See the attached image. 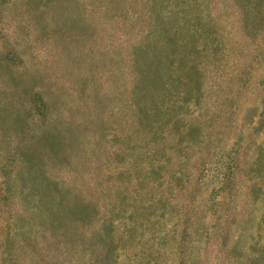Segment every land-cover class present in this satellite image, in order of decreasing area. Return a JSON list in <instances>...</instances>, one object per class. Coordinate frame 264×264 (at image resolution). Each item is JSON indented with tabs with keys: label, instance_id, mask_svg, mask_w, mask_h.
<instances>
[{
	"label": "rangeland",
	"instance_id": "374dc122",
	"mask_svg": "<svg viewBox=\"0 0 264 264\" xmlns=\"http://www.w3.org/2000/svg\"><path fill=\"white\" fill-rule=\"evenodd\" d=\"M0 264H264V0H0Z\"/></svg>",
	"mask_w": 264,
	"mask_h": 264
},
{
	"label": "trees",
	"instance_id": "16d2710c",
	"mask_svg": "<svg viewBox=\"0 0 264 264\" xmlns=\"http://www.w3.org/2000/svg\"><path fill=\"white\" fill-rule=\"evenodd\" d=\"M176 13H177V12H176ZM164 18H166V17H165V16H163V19H164ZM161 21H162V19H161Z\"/></svg>",
	"mask_w": 264,
	"mask_h": 264
}]
</instances>
